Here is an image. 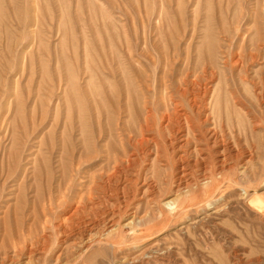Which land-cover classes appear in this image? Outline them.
Masks as SVG:
<instances>
[{"label": "rangeland", "instance_id": "1", "mask_svg": "<svg viewBox=\"0 0 264 264\" xmlns=\"http://www.w3.org/2000/svg\"><path fill=\"white\" fill-rule=\"evenodd\" d=\"M203 69L216 73L208 103L222 89V130L245 151L231 187L177 217L164 204L183 188L168 189L171 164L154 162L150 142L141 166L126 164L112 196L96 198L97 214L70 220L133 151L126 126L145 102L172 111L178 81ZM263 92L264 0H0V264L27 263L30 248L47 264H264V206L251 202L264 203ZM203 163L198 175L210 169ZM130 172L154 189L130 198L116 222L123 233L108 239V225L88 251L74 245L85 219L118 207ZM134 219L139 238L123 227Z\"/></svg>", "mask_w": 264, "mask_h": 264}, {"label": "bare ground", "instance_id": "2", "mask_svg": "<svg viewBox=\"0 0 264 264\" xmlns=\"http://www.w3.org/2000/svg\"><path fill=\"white\" fill-rule=\"evenodd\" d=\"M215 78H216V73L209 72L206 69H203L200 74H195V73L191 74V72L188 70L185 73V75H183L181 79L178 81L177 87L174 89L175 96H172L171 100L169 99L170 101L175 102L173 104L172 111L169 109L170 106L168 105L169 104L168 101L166 102V106L164 105L166 109V113L163 114L161 111H160L161 114H158L159 112L157 107H155L154 109L149 108L148 103L145 102L143 109L144 115H142L139 121H136V119H131L130 120L131 123H129V125L126 126L127 128L126 130L129 132V135H127V141L129 142V145L133 151L129 152L128 148H126L124 145L120 147L122 149L124 147L127 149V151L126 150L122 151V153L125 155L126 161L124 159L125 161L124 162L122 161V158H120L121 160L118 161V165L114 170L115 173L113 172L114 174L112 175L110 174L111 176L108 175V177L104 175L100 177V183L97 184V188H96L97 197H95L94 195L92 196L88 195L89 197L88 202L76 206L75 211L71 213V216L69 217L70 220L74 219L79 215L83 216L85 213L90 216L92 215V213L97 214L96 213L97 209L95 208V206L96 205L99 206V204H96L95 202L96 198L99 201L101 199L103 200L108 195L112 196L113 190L111 191V194H109V191L111 189L110 186L113 179L121 178L122 173L124 174L123 171L126 164L128 165L126 166L128 168L135 165H140L143 157H145L144 155L146 150H144V147L147 144H150V142H152V144L157 148L155 149L157 150L156 153L158 154H156L157 157L155 158L154 162L156 161L159 162L160 160H162L161 157H165L166 158L165 160H167L171 164L172 172L169 177V180L165 182V184L168 186V189L169 190L172 189L173 185L176 184L175 180L179 181V186L183 188L182 189L183 193L177 194L174 199L164 204L166 207H169L170 210L177 215V217H182L188 214L197 204H198L197 206H199L203 203L204 204L210 203L218 193H220L221 191L223 192V189L225 187H231V183L235 182V179L232 178L231 173L234 171V167L239 164L243 155H245V151L241 147L242 141L234 140V143L230 142L227 137L228 134H226L225 131L222 130L223 127L221 124L223 123H220L222 119L221 120L219 119L221 117L219 114L222 109V107H220L221 105L219 104L220 96H221L220 91H222L221 88L220 91L219 90L213 91L212 99L208 103V97L212 91V88L210 87L209 84L213 82ZM207 81L210 82L208 83ZM180 107L183 108L181 109L182 111L180 110L181 113H178V109ZM207 112H210V114L208 116H205ZM209 125H213V127H209ZM230 129L228 130L230 131ZM154 130L159 131V134L162 131V133H164L165 136H160L161 140L155 138L152 141H149V139L146 138L145 135ZM232 133L233 130L230 131L229 136H231ZM132 134H134V136H132ZM109 136L112 137V135ZM247 138L248 137L245 136L246 143H248ZM106 148H107L108 158L111 159L112 156L115 154H111L112 151L109 145ZM194 154L195 156L199 157V158L197 157L196 161H192L191 159ZM203 154L208 155V157L202 159L201 161V156ZM249 155H250L249 162H251L254 159L253 158L254 155L253 154H249ZM118 158L116 156L113 160L115 161ZM206 161L209 162L210 169H208L205 166H204L205 168L203 169L204 172L201 169L202 172L199 173V175L201 178L200 181L202 182L199 183L198 171L202 167V163L204 162L203 163L204 165ZM175 162L179 163L178 175L176 176L174 175L176 169L173 167V165H175ZM177 166L175 165V167ZM216 166H219V168L216 169ZM114 167L115 166H113V168ZM116 176L118 177L116 178ZM129 176L130 177L135 176V179L128 178ZM124 177H126L125 180H128L130 185L128 184L129 186H125L126 188L125 191L127 192V194L126 196H124L123 199L118 200L117 202L118 207H116V209L114 207V210L110 213H107L106 211H103L101 213L100 211L101 214L93 217V221L91 220L86 222L87 219H85L82 223L80 222L82 226L80 227L77 226L78 229L76 228L77 229L76 232L74 231L76 238L75 239L76 243H74V245L82 246L83 249H86V251H88L92 246L100 242V240H98L101 235L100 232H102L100 230L103 227H107L108 225L109 226L106 228L107 229L106 232H108L109 230V234H107V237H109L108 239H112L115 233H117L116 235H120L123 233V229L121 228L116 229V226L119 227L118 223L116 224V222H118L119 219L122 218L123 215H125V213L127 212L126 211L127 209L124 208L125 207L128 208L131 202L130 198L132 196L136 197L137 193L139 192L145 194L150 192L152 189H154L152 186L148 184L146 189H144L143 187H138L139 180L142 179L140 173L134 174L130 172L128 175ZM200 184H202L201 187ZM118 190L119 189L114 191V193L117 194ZM243 191L247 193L246 188H243ZM251 202L258 207H261L262 205L264 206V203L262 204L261 203L262 201H259V199L257 198H254ZM161 212L163 215L162 221H169L167 217V213L163 210H161ZM82 216L80 217L82 218ZM135 223H136V219L130 221L129 223H126L123 227H131L134 237L139 238L138 237V235L140 234L139 232H141L142 235V232L144 233V229H142V225L136 226ZM39 243H41V241H39L37 244ZM37 244L32 243L31 246L35 247ZM36 251L33 248H30V250L27 249L26 254L29 256L28 259L29 261L25 264H47L45 263L46 260L45 258L43 259V261L34 260V253ZM46 253L47 251L44 248V250L38 254L45 255ZM59 258L60 257H58L57 264L61 263V262L58 263V261H60Z\"/></svg>", "mask_w": 264, "mask_h": 264}]
</instances>
